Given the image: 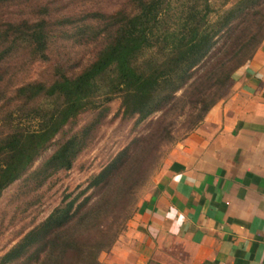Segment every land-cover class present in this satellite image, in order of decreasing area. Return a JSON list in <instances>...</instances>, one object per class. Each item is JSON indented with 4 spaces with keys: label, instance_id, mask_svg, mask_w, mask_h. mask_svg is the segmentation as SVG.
Wrapping results in <instances>:
<instances>
[{
    "label": "trees",
    "instance_id": "obj_1",
    "mask_svg": "<svg viewBox=\"0 0 264 264\" xmlns=\"http://www.w3.org/2000/svg\"><path fill=\"white\" fill-rule=\"evenodd\" d=\"M257 1L237 0L228 6L232 0H129L128 7L102 14L103 28L97 36L107 40L94 59L75 74L58 72L50 83L20 84L12 99L17 105L11 110L0 107V118L8 120L0 129V195L68 122L114 98L121 100L122 115L136 116L138 122L162 110L160 130L171 141L176 118L184 115L187 120L184 136L196 129L227 95L235 70L253 57L264 39V14L256 11L214 49L224 29ZM42 10L48 13L47 7ZM2 25L0 41L8 45L0 52V64L20 48L36 59H48L46 16ZM20 111L31 126L21 121L22 116L13 117ZM78 147L74 134L31 176L42 175L43 182L52 172L70 168ZM115 166L116 159L94 175L87 188L99 184L106 188ZM109 197L105 192L89 206H75L76 198L63 199L0 257V264H14L39 252L36 264H99L98 254L111 247L133 212L125 202L111 206Z\"/></svg>",
    "mask_w": 264,
    "mask_h": 264
},
{
    "label": "rangeland",
    "instance_id": "obj_2",
    "mask_svg": "<svg viewBox=\"0 0 264 264\" xmlns=\"http://www.w3.org/2000/svg\"><path fill=\"white\" fill-rule=\"evenodd\" d=\"M235 1L237 0H232L228 6ZM128 4L129 0H8L1 3L0 29L4 28L2 23L8 20H33L36 16H46L50 38L47 60L31 57L26 49L20 48L11 51L0 64V107L7 106L11 110L17 105L12 100L13 94L15 88L22 83H50L57 77L58 72L72 75L82 69L94 59L107 40L104 36H97L98 30L103 28L100 16L128 7ZM44 7L48 9L46 15L42 10ZM256 11L264 14V0L246 6L221 33L214 49H217L229 32L236 29L247 15ZM7 45V42H1L0 52ZM197 71L198 69L194 73ZM180 93L181 90L176 95ZM1 111L6 110L2 108ZM22 115V111L13 113L16 120ZM162 115V110H158L138 122L136 116H123L121 100L114 98L97 108L80 113L68 122L31 166L2 191L0 257L28 231L41 223L63 199L68 201L76 198L75 206L81 203L89 206L99 202L103 194L108 192L111 206L121 205L123 202L129 208L133 206L132 218L139 206L145 202V198L156 192L159 174L169 161L172 148L192 132L184 136L187 120L183 115L176 118L178 122L174 124L171 133L175 139L171 141L160 130L162 126L158 122ZM26 119L25 116L21 117V121L31 126V122ZM0 120L1 129L8 120ZM74 134L78 136L79 149L71 167L52 172L43 182L42 175L32 177V173L39 169L58 145ZM115 159L116 166L111 171L106 188L102 187L103 184L87 188L91 178ZM127 222L128 220L111 247L98 254L99 264H107V258L111 255L109 251L125 231ZM34 255L40 257L42 253ZM35 256L30 258L26 255L14 264H36Z\"/></svg>",
    "mask_w": 264,
    "mask_h": 264
},
{
    "label": "crops",
    "instance_id": "obj_3",
    "mask_svg": "<svg viewBox=\"0 0 264 264\" xmlns=\"http://www.w3.org/2000/svg\"><path fill=\"white\" fill-rule=\"evenodd\" d=\"M144 201L107 264H264V39Z\"/></svg>",
    "mask_w": 264,
    "mask_h": 264
}]
</instances>
